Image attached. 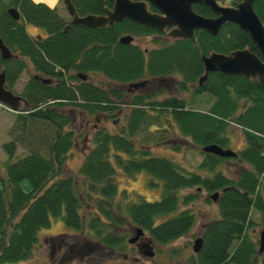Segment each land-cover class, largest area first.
Here are the masks:
<instances>
[{
  "label": "trees",
  "instance_id": "16d2710c",
  "mask_svg": "<svg viewBox=\"0 0 264 264\" xmlns=\"http://www.w3.org/2000/svg\"><path fill=\"white\" fill-rule=\"evenodd\" d=\"M240 1L230 0L227 6ZM112 2L69 0L78 17L101 16ZM9 8L17 12L18 21L9 17ZM191 9L203 18L215 17L203 5L192 4ZM252 9L264 27V0H255ZM68 22L56 7L32 0H0V39L15 56L0 60L5 89L12 91L27 65L33 72L20 93L24 105L9 128V141L0 147L6 157L0 163V264L28 261L39 232L53 220L76 234L88 233L102 253L124 252L129 231L135 228L155 244L167 245L193 227L192 210L178 207L192 203L202 192L206 201L217 193L213 203L218 218L202 225L199 251L181 264H264V244L258 254L257 238L249 233L251 211L264 210V84L257 78L212 72L197 86L203 74L200 54L247 50L260 58L248 36L226 24L214 37L199 30L193 33V42H162L157 36L165 37L167 30L158 33L128 20L95 30L80 25L65 29ZM26 26L42 30L44 36L29 35ZM126 35L134 41L118 43ZM147 39L154 47L140 48V41ZM93 75L119 86L174 80L177 96L158 98L157 90L127 94L94 85L89 80ZM73 116L86 126L89 120L96 125L106 119L121 121L113 132L92 126V147L83 153L78 168L83 193L62 174L78 138L71 128ZM233 129L244 141L236 157L201 151L210 145L227 149L228 131ZM169 130L199 150L201 161L195 172L152 154L158 145L172 152L181 149L169 140ZM17 147L24 151L20 156ZM229 160L237 166L234 177L218 170ZM119 171L129 177L145 173L159 181V199L147 202L136 193H119L115 182ZM21 181L28 182L27 192L20 188ZM188 189L193 193L178 196ZM81 200L92 208L90 215L81 214Z\"/></svg>",
  "mask_w": 264,
  "mask_h": 264
},
{
  "label": "rangeland",
  "instance_id": "374dc122",
  "mask_svg": "<svg viewBox=\"0 0 264 264\" xmlns=\"http://www.w3.org/2000/svg\"><path fill=\"white\" fill-rule=\"evenodd\" d=\"M32 1L36 3H43L50 7L56 5L58 14L62 17L67 16L61 1ZM217 1L220 3V6H223L228 5L230 0ZM26 31L33 37L44 36V32L42 30L31 26H26ZM152 47H154V45L150 44L148 39L145 40V42L140 41V48L148 49ZM30 75H33V72L30 66L27 65L25 71L20 74L12 87L14 94L20 95L22 88ZM89 80L96 86L98 85L107 88H117L123 92H126V86L113 84L100 75H93L89 78ZM148 84L149 85L146 86V88L134 90L131 94L147 93L149 90H151L153 85L152 83ZM161 94L163 96L160 98L168 97L166 91L164 90L161 92ZM122 110L125 112L124 106H122ZM14 118V114L0 109V147L2 143L9 141L8 131L14 121ZM118 123H121V121L117 120L113 122L106 119L96 125V123L92 122V120H89V124L86 126L84 121H81L80 117H72L71 128L75 130L78 138L65 158L62 174L73 179L75 187L80 193H83L84 191L81 180L78 177V168L81 164L83 153L88 148L92 147V126H94L95 129L104 128L109 132H113L114 128L118 126ZM168 138L171 143L175 142L176 144L180 145L181 149L178 152H172L168 148L158 145L153 147L152 154L156 157L167 158L186 171L195 172L197 164L201 161L199 150L188 139H177L172 130L168 131ZM228 138L229 144L227 145V149L237 152L244 147V141L242 140L240 132L237 129L228 131ZM23 153V149L17 147L16 154L20 156ZM5 158L6 157L0 148V163H3ZM242 165L244 166V164ZM218 170L229 177H234L237 166L233 161L229 160L225 161ZM115 182L119 193H136L147 202H152L159 199L160 182L150 178L145 173H139L133 177H129L119 171L115 175ZM150 183H153V185H150ZM19 186L24 192L29 190V184L27 181H21ZM185 193H193V189L180 191L178 196L180 197ZM205 197L206 194L202 192L192 203L184 207H178V210L185 208L192 210L195 216V223L184 236L178 238L172 243L164 246L154 244L153 246L155 255L153 258L146 259L139 257L138 254L134 252V249H131L129 252L128 248H131V246H128L127 244L125 245V251L119 253L118 255H113L110 252L102 253L101 250L95 248V243L93 242L94 239L87 235L88 233H83V235L76 234L73 230L67 228L61 221L53 220L50 221V224L47 228L39 232L38 243L33 251L32 257L28 261L17 264H178V262H181L188 256L193 255L191 251L192 242L196 237L199 236L202 225L212 219L218 218V211L215 204L211 201H206ZM81 204V214L83 216L90 215V213L93 211L92 208L86 206L82 200ZM249 218L252 222V227L249 230V233H251L254 238H257L258 233L261 230V214L255 210H252ZM133 232V230L129 231L130 236ZM77 252L80 254H77ZM123 256L128 257L126 260H123ZM135 257L137 260L134 261L133 258Z\"/></svg>",
  "mask_w": 264,
  "mask_h": 264
},
{
  "label": "water",
  "instance_id": "95a60500",
  "mask_svg": "<svg viewBox=\"0 0 264 264\" xmlns=\"http://www.w3.org/2000/svg\"><path fill=\"white\" fill-rule=\"evenodd\" d=\"M64 8L70 17L69 26H83L88 29H100L112 27L115 23L128 20L131 23L140 25L151 30L162 32L165 28H170L167 37L171 39H188L193 42V32L202 30L206 34L214 37L221 27L226 24H233L240 31L245 33L252 44L258 49L260 58L251 54L247 50H237L228 55L210 53L207 56L200 54L203 74L197 80L198 87L205 81L208 73L218 72L222 75L241 77L243 79L257 78L259 84H264V28L252 9L255 0H241L235 7H222L216 0H142L133 2L130 0H113L112 7L105 10L101 16L87 15L78 17L69 0H62ZM145 3L152 6L158 14H150L146 10ZM192 4H200L207 7L215 16L214 18H203L195 14ZM9 17L18 21L19 16L13 8L7 10ZM132 41L130 36H123L118 39L122 45ZM15 58L11 52L3 45L0 39V60L7 61ZM81 79H85L83 76ZM49 83L48 80H42ZM5 74L0 70V103L7 106L13 112H17L24 101L20 96L14 95L4 87ZM145 85V81L131 84L129 88L137 89ZM204 153H209L220 158H234L236 154L228 149H221L218 146L210 145L201 149ZM209 199L215 202L217 193L209 194ZM143 236L140 228H135L134 234L127 240L128 244H134ZM150 242L144 245L146 251L142 256L146 259L153 258ZM264 244V211L262 212L261 230L258 234V254L261 253ZM201 247V238L196 237L191 246V251L196 254Z\"/></svg>",
  "mask_w": 264,
  "mask_h": 264
},
{
  "label": "flooded vegetation",
  "instance_id": "af4514ba",
  "mask_svg": "<svg viewBox=\"0 0 264 264\" xmlns=\"http://www.w3.org/2000/svg\"><path fill=\"white\" fill-rule=\"evenodd\" d=\"M200 5V4H199ZM147 7V9H148V7L149 8H151L152 9V12H150V13H152V14H158V12L153 8V7H151V6H149V5H147L146 6ZM130 22V21H129ZM134 24V23H133ZM166 34V33H165ZM158 37V40H160V41H162V42H166L167 41V39L164 37V36H157ZM149 41L151 40V39H148ZM134 41V40H133ZM174 83H175V81L174 80H168V79H165V80H154V82H152V88H151V90L153 91V90H157V91H160V92H163V90L164 91H166V93H167V95H168V97H171V96H177V92H176V90H175V85H174ZM149 84H148V82L142 87V88H146V86H148ZM154 86V87H153ZM142 88H140V89H142ZM133 90H136V89H132V88H128L127 86H126V93L127 94H131L132 92H133ZM158 96V98H160V97H162L163 95L162 94H159V95H157ZM165 98V97H164ZM92 130H94V129H92ZM134 231V230H133ZM131 236H133V233L131 234ZM146 242H150V246H151V248H152V251L154 252V242L147 236V234L146 233H144L143 232V236H141L139 239H138V241L137 242H135L133 245H128V246H131V248H128V250H129V252L131 251V249H134V252L136 253V254H138V256L139 257H142V254L146 251V247H145V243ZM156 245V244H155ZM111 254H116V255H118L119 253H116V252H113L112 250H110L109 251ZM77 254H80L79 252H77ZM126 255V254H125ZM154 255H155V252H154ZM128 257V256H127ZM127 257L126 256H123L122 257V259L123 260H126L127 259ZM133 260L135 261V260H137V258L135 257V258H133ZM182 263V261L181 262H178V264H181Z\"/></svg>",
  "mask_w": 264,
  "mask_h": 264
}]
</instances>
